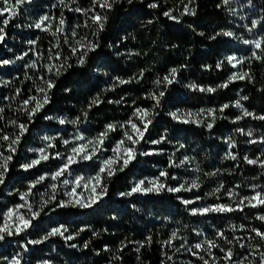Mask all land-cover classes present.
Returning <instances> with one entry per match:
<instances>
[{"label": "trees", "instance_id": "obj_1", "mask_svg": "<svg viewBox=\"0 0 264 264\" xmlns=\"http://www.w3.org/2000/svg\"><path fill=\"white\" fill-rule=\"evenodd\" d=\"M150 3L158 7L149 8ZM186 6L195 9V15L183 14ZM77 8L90 11L84 14L75 11ZM92 9L93 0H63V3L25 0L7 26L0 24L5 28L0 60L14 61L0 65V108L3 109L0 136L19 135L13 121L27 126L15 145L14 154L7 150L9 141L0 139V152L13 156L5 182L0 184V225L5 222L2 214L18 205H25L19 209L25 216H31L28 205L32 211H40L43 201L53 195L51 184L57 185L55 201L67 200L66 193L75 187L78 178H84L83 185L94 177L100 161L113 155L112 150L124 139V132L133 134L127 124L129 119L140 125L134 116L136 109H148L151 124L143 139L132 145L136 158L123 171L104 180L108 193L103 199L91 208H56L55 201H50L32 220L29 229L19 235H5L0 240V264H10L16 256L21 264H44L45 261L48 264H203L188 249L205 240L232 248L233 262L243 259L255 247L264 252V241L251 232L252 228L264 231V222L257 219L264 214V207L191 214L193 208L219 204L235 208L240 198L250 197L256 191L264 192V167L244 160L245 156L264 160V143L260 142L264 139V121L251 116L236 119L242 116L243 109L255 116L264 115V54L258 52L261 59H244L235 68L225 59L230 55L251 57L252 46L243 41L264 36V0H232L229 5H224L222 0H132V3L115 0L111 9H94L95 13L107 17L102 31L90 19L94 14ZM165 12L177 17L179 22L165 16ZM45 15L49 19L42 28H36L35 24ZM61 19L63 25H60ZM253 19L260 23L249 32ZM58 27L62 28L61 32H56ZM221 31H232L234 35H217ZM213 36L216 38L211 39ZM85 40L99 46L88 53L85 64L80 66L71 47ZM57 53L71 65L59 76L47 73L44 67L57 62L50 59ZM33 61L35 68L29 67ZM172 68L177 69L174 82L157 85L155 81L169 75ZM244 72L249 73L250 80L238 79L226 88L217 87L228 82L233 73ZM40 77L54 80L56 86L48 93L50 102L29 120L20 109L24 99L40 96L38 89L45 87ZM116 77L131 82L118 84ZM191 83L217 90L202 92L189 88ZM64 91L69 95L62 101ZM160 91L165 94L156 106L149 94L158 95ZM95 95L103 100L86 112L79 126L60 124L55 119L74 120L72 110L65 108L67 99L75 101L81 96ZM236 101H240L243 109L235 107ZM226 104L229 107L221 111ZM208 110H214L213 116L208 115ZM173 112L177 113L175 119L170 115ZM47 116L54 119H45ZM184 120L192 122L184 123ZM208 123L213 124L211 129L206 127ZM108 124L116 125V130L108 133L102 149L92 160L72 164L56 181L46 179L29 192L30 182L55 172L67 159L77 136L82 135L86 142L94 140ZM45 136L54 139L45 141ZM49 143L54 146L47 147ZM41 148H46L49 159L24 170L21 165L37 159L39 152L35 150ZM230 153L237 159L228 158ZM184 157L188 160L181 163ZM161 171L167 176L160 177ZM158 177L168 187L183 184L189 188L193 180L199 187L191 191L119 195L130 191L140 180H145L147 186V181ZM64 180L69 184L65 185ZM76 191L88 195L83 186ZM24 193L28 195L21 200L20 195ZM183 200L192 203L185 205ZM60 226L66 227L65 235L71 234L74 239L65 241L57 235L43 240L51 229ZM173 231L177 232L175 239H171ZM220 231L232 244L218 237ZM30 240L43 242L29 244ZM72 244L76 247H70ZM85 244L88 246L84 247ZM240 244L246 247L241 248ZM211 253L219 264H225L220 260L223 253L219 248L211 249ZM200 255L211 264L206 251H200ZM258 257L259 252L250 259L255 262Z\"/></svg>", "mask_w": 264, "mask_h": 264}, {"label": "snow or ice", "instance_id": "obj_2", "mask_svg": "<svg viewBox=\"0 0 264 264\" xmlns=\"http://www.w3.org/2000/svg\"><path fill=\"white\" fill-rule=\"evenodd\" d=\"M25 0H0V3L3 4V7H0V17H4V19L0 20V24L7 26L9 23V20L16 14L17 8L19 5L24 3ZM115 2V0H93V15L91 16V21L93 24L97 26V28L102 31L104 28V22L106 21L107 17L102 16L99 13H95L94 9L95 7H99L100 9H111L112 4ZM129 3H132V0H128ZM232 0H222V3L224 5H229L231 4ZM60 3H63V0H60ZM149 8H156L158 5L156 3H150L148 5ZM217 7H220L218 4ZM77 12L83 11L84 14H87L88 11L90 10H82V9H75ZM229 11L234 13V9H229ZM8 14V15H6ZM183 14L187 15H195V9H189L187 6L184 8ZM165 16H168L170 19L177 21V17L172 16L169 12L164 13ZM49 17L47 15L42 16L40 18V21L35 24V27L40 29L42 28V25H44V22L47 21ZM260 23V21L253 19L251 21L252 27L248 29L249 32H251L256 26ZM64 21L61 19L60 20V25H63ZM87 26V25H86ZM43 30H48L47 28H44ZM62 28L58 27L56 29V32H61ZM75 30H73V36H75ZM203 35V33H201ZM217 35H223L225 37H232L234 33L232 31H221L220 33H217ZM5 38V28L0 27V42H2ZM216 37L213 36L211 39H215ZM67 42V41H66ZM30 44L35 43L34 41H29ZM244 44L246 45H251L252 46V54L250 58H237L235 55H230L226 56L225 59L229 64H231L234 68L237 67L239 64H242L244 62V59H261L262 56L259 53L264 54V36L260 38H255L251 40H244ZM78 45V46H77ZM77 45H74L71 47V52L73 55L76 56L77 58V64L80 66H83L86 62V58L88 56V53L91 51H95L96 48L99 46L98 43L96 42H89V41H77ZM27 55V53H25ZM17 59H23V57H17ZM51 60L57 61L56 63H51L48 65H45L44 67L46 68L47 73H50L55 76H59L62 74L63 71H65L68 67H71L70 64L67 63V58L62 57L57 53L55 57H50ZM63 61V62H59ZM14 63V61L10 60H0V65H8ZM223 61L217 64V67H220ZM29 67L35 68L36 63L33 61ZM177 75V69L172 68L170 70L169 75H166L162 78V80H157L155 83L157 85H160L161 83H167V84H172L174 82V78ZM140 76H143V73H140ZM135 77H133L134 79ZM40 79L43 81L45 84V87H41L38 89V92L40 93V96H31L27 99L23 100L21 111L25 112V114L28 116L29 120H31L38 112H40L45 105H47L50 102V97L48 93L56 86L55 81L52 79H46L45 77H40ZM116 82L118 84H126L130 83L131 80H124L119 77H116ZM243 80V79H251V76L249 73L244 72V73H233L229 78L228 82L224 84H220L217 87L219 88H226L228 87V83H231L232 81L235 80ZM189 88L199 90L202 92H215L217 88L213 87H208V88H203L199 87L195 83H191L188 85ZM164 91H160L157 94L155 93H150L149 98L153 99L156 103V106H159L160 103V97L164 96ZM243 99H247V97H243ZM99 97H94L91 99L89 102V108L92 106L98 104ZM111 102V101H110ZM120 101H116V103H119ZM31 105V107H29ZM229 107V105H223L221 108V111H223L224 108ZM235 107L242 108L243 106L240 104V101H236ZM0 112H3V109L0 108ZM214 110H208V115L213 116ZM150 112L148 109H141L138 108L134 112V116L136 117L137 120H139L140 125L136 122H133L132 119H129L127 122L128 125H130V128L132 130V133L130 134L128 131L124 132V139H121L120 141L117 142L115 148L112 150L113 155L107 158H104L100 161V167L94 177H91L88 181V183H85L82 185L83 177L78 178L75 181V187H73L70 191L66 193V196L68 197L67 200H60V201H55V195L54 192L57 188V185L55 183L50 185V188L53 190V195L50 197V200H44L43 203L40 205V211H43L44 207H47L48 203L50 201H55L56 203V208H91L95 204H97L101 199H103L107 193H108V187L104 183V180L106 178H110L116 174L117 171H123L124 168H126L135 158H136V150L132 145H135L139 143L141 139L144 137V133L148 130V125L151 124V120L148 119L150 116ZM170 115L175 119L177 118V113L173 112L170 113ZM188 115H191V113H188ZM84 116H87V113H84ZM253 117L254 119L262 120L264 121V115L260 116H255L254 113L249 112L247 109H243L242 111V116L237 117L236 119H242L244 117ZM2 118V117H0ZM45 119H54V117L47 116ZM58 119V122L60 124H65L67 123H72L76 124L79 122V117H77L74 120L67 121L65 118H55ZM184 123H189L192 121L189 120H184ZM19 128V135L15 136V138H12L8 135H3L0 136V139L4 141H9L8 144V151L10 153H15L16 148L15 145L19 143L20 136H23V134L27 131V126L25 124H16L15 121L12 122ZM116 125L113 124H108L106 125V130L104 132H101L98 134L97 137L94 138V140H89L85 144H79L74 146L71 149V154L68 155L67 159L64 160V162L57 168V170L51 174H46V175H41L39 176L35 181L30 182L29 184V192L31 191L32 188H35L36 185L41 184L44 182L46 179H51L52 181H56L59 177H61L65 172H67L70 168V166L74 163H78L79 161L82 160H92L93 157L96 155L98 151H100L103 147L104 140L108 137V133L111 131L116 130ZM123 127V125H121ZM208 129H211L213 127L212 123H208L206 125ZM238 131L243 132L242 129H238ZM249 136L252 135L251 132L247 133ZM45 141H51L54 139L53 137H48L45 136L43 137ZM85 138L80 135L76 137V140H84ZM126 142L128 143L129 146L125 147ZM250 143H256L255 140H250ZM260 142L264 143V139H262ZM64 143L67 145L69 141H64ZM152 143H160V141H153ZM51 143L47 145V147H53ZM232 147L235 145L232 144ZM39 152V157L37 159H33L30 163H25L21 165V167L24 170H29L37 165H39L42 161H46L49 159V154L46 151V148H41L38 150H35ZM144 155H148L149 153H142ZM60 154H56V158H59ZM13 156L12 155H4L3 152H0V159H2V162H0V184H4L5 182V175L8 172L9 168L8 165L10 161L12 160ZM230 159H237L235 155H232L231 153L229 154ZM188 160V157H184V160L181 161V163H184ZM244 160L248 164H257L261 167H264V160H260L259 158L257 159H250L249 157L245 156ZM174 166H179V165H174ZM167 176V173L164 171H161L160 177H165ZM63 183L65 185L69 184L68 180H64ZM89 184L91 187H89ZM83 186L85 189L88 191V195L84 196L83 193H77L76 188H79ZM199 185L195 180L191 181V186L189 188H185L183 184H181L178 187H168L164 183L160 181V178H156L155 180H149L147 181V186H146V181L145 180H140L136 184H134L130 191L128 192H122L119 195L121 196H131L135 193H159L163 190H167L168 192H180L181 190L184 191H191L194 188H198ZM219 191V189H217ZM26 195L28 193H24L20 195L21 200H25ZM44 195H47L45 193ZM232 193H229V196H231ZM182 203L185 205H188L192 203V201L189 200H183ZM236 207H232L231 205H224V204H219V205H214V206H207V207H202V208H193L191 209V214L192 215H205L209 212H233L236 210L243 211L244 207H251V208H260L264 207V192L256 191L254 195L250 197H242L238 201L235 202ZM25 207V205H18L15 208H10L8 209L7 212H4L2 215L5 218V222L0 225V240H3L5 238V235L12 236V235H19L22 232H25L27 229H29L32 226V220L36 219L40 215V211H32L31 205H28L29 211L31 212V216H25L23 214L19 213V209ZM53 211L55 209H52ZM257 219L260 221L264 222V214H260L257 216ZM11 221V223H9ZM233 230H235L236 226H232ZM241 228L244 226L241 225ZM84 229H81L83 231ZM68 232V229L64 226L56 227L51 229L46 236L43 237V240H47L50 237L53 236H61L65 239V241H71L74 239V236L71 234L65 235V233ZM251 232L255 234L256 237H259L261 241H264V231H261L260 229L252 228ZM95 235V233H94ZM218 237L221 239H224L227 244H232V240L227 238L224 235V232L220 231L217 233ZM177 237V232L173 231L171 234V239H175ZM149 242H150V238ZM171 239L168 242L169 244L171 243ZM238 239V238H237ZM43 240H35V241H28L29 244H39L42 243ZM205 245L207 246L205 248ZM88 245L85 244L84 247H87ZM142 246V245H141ZM241 248H245V244H240L239 245ZM70 247H76L75 244L70 245ZM213 248H219V250L223 253V256L220 258V260L224 261L225 264H245V261L248 262V264H264V252L259 251V247H255L253 252H250L248 255L244 256L243 259L236 260L233 262V250L232 248H224L220 246L219 244L216 243L214 240H205L203 243H196L192 247L188 249L189 252H191L194 256L197 257V259L201 260L203 264H210V260L206 259L205 256L200 255V251H206L208 255L211 257V264H219V261L217 258L212 255L211 249ZM26 250V249H25ZM139 251V249H137ZM259 252V257L258 260L253 262L250 257L255 255V253ZM10 264H21V259L19 256L13 257L12 260L10 261ZM44 264H48L47 261L44 262Z\"/></svg>", "mask_w": 264, "mask_h": 264}, {"label": "rangeland", "instance_id": "obj_3", "mask_svg": "<svg viewBox=\"0 0 264 264\" xmlns=\"http://www.w3.org/2000/svg\"><path fill=\"white\" fill-rule=\"evenodd\" d=\"M68 95H69V93L67 91H64V93L61 97V100L65 101ZM97 96L99 97V101L101 102L103 100V98L99 95H95L93 97L81 96L78 100H75V101L74 100L68 101V99H67V101H66L67 104L65 105V108H67L68 110H72L71 115H72L73 119H76L77 117L80 118L79 122L75 124L76 126L80 125V121L84 118V113L90 109L88 105H89V102L91 101V99L94 97H97ZM94 106H92V107H94ZM85 143H87L85 140H77V143L75 144V146L79 145V144H85ZM83 183H88V182L86 181ZM89 187H91V186H89ZM10 223H11V221H10Z\"/></svg>", "mask_w": 264, "mask_h": 264}]
</instances>
